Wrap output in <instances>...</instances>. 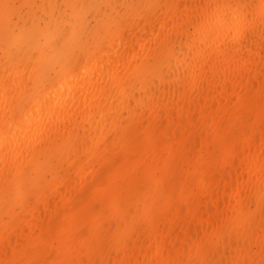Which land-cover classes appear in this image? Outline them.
Returning <instances> with one entry per match:
<instances>
[{
  "label": "bare ground",
  "instance_id": "bare-ground-1",
  "mask_svg": "<svg viewBox=\"0 0 264 264\" xmlns=\"http://www.w3.org/2000/svg\"><path fill=\"white\" fill-rule=\"evenodd\" d=\"M0 264H264V0H0Z\"/></svg>",
  "mask_w": 264,
  "mask_h": 264
}]
</instances>
